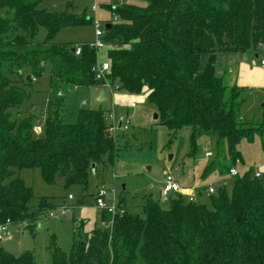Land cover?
Returning <instances> with one entry per match:
<instances>
[{
	"label": "trees",
	"instance_id": "trees-1",
	"mask_svg": "<svg viewBox=\"0 0 264 264\" xmlns=\"http://www.w3.org/2000/svg\"><path fill=\"white\" fill-rule=\"evenodd\" d=\"M143 1L144 6H106L119 20L105 27L103 39L116 47L107 48L110 70L97 79L94 47L53 42L62 28L92 24L85 11H49L40 0H0V223L32 230L31 223L55 206L41 196L30 207L33 189L13 176L15 169L37 167L47 184L86 189L90 175H100L99 168L119 156L102 110L81 108L74 123L63 122L58 111L43 121L34 113L12 119L10 109L27 95L7 74L26 83L24 71L31 80L47 69L51 80L74 86H103L107 80L131 93L146 86L172 137L191 128L190 154L201 135L215 140L217 154L202 176H219L213 193L201 187L193 200L173 193L165 198L167 208L145 195L141 213H133L124 197L116 198L114 214L101 210L107 226L76 228L69 252L51 242L49 264H264V173L256 177L244 168L229 174L242 161L239 140L264 135V108L258 122L243 121L245 88L215 74L220 52L262 53L257 46H264V0ZM40 28L45 36L38 41ZM77 44L79 54L71 51ZM202 54L208 58L201 67ZM36 125L41 135L34 133ZM100 184L91 193L94 202ZM0 264L36 263L31 251L15 255L0 246Z\"/></svg>",
	"mask_w": 264,
	"mask_h": 264
},
{
	"label": "rangeland",
	"instance_id": "rangeland-1",
	"mask_svg": "<svg viewBox=\"0 0 264 264\" xmlns=\"http://www.w3.org/2000/svg\"><path fill=\"white\" fill-rule=\"evenodd\" d=\"M116 3H134L140 6L146 4L143 0H40L39 6L49 11H61L66 7L75 13L85 11L92 19H98L100 28L105 31L106 23H115L119 20L107 8V5ZM94 4L95 11L92 10ZM44 36L45 30L40 28L36 40L41 41ZM94 39V28L90 23L60 29L55 34L53 42L89 43ZM104 42L108 45L106 40ZM239 53H247L248 60L253 61L250 70L240 73V80L244 82L245 88L241 116L246 123L254 124L261 119L263 109L261 104L264 101V72L252 52ZM103 60H107L106 47L97 53V61ZM24 72L27 76L28 73ZM7 76L27 95L19 108L10 109L12 119L34 113L36 121H43L58 111L63 122L74 123L81 108L99 109L105 116L107 112L112 111L117 119L120 116L129 119L127 130L117 129L112 133L120 147L117 160L103 169L100 167V175H90L89 186L86 189L80 184H70L67 187L62 184H47L41 178L37 167L15 169L13 176L21 178L33 189L34 196L30 201V207L37 205L39 197L47 196L55 205L48 212L55 215L50 216L48 213L41 215L31 223L32 230L23 229V225L7 224V233L0 240V246L13 254L19 255L28 250L33 252L36 264H49L48 247L51 242L69 252L76 228L89 231L98 223L101 225L102 211L95 205L91 195L97 181L103 182L107 189V203L113 197H124L126 206L133 213H141L145 195L158 200L163 208L169 206V201L163 200L165 198L161 197L157 190L159 180L167 171L177 176L186 186L191 187L202 182L218 184L219 176L216 171L205 178L202 176L204 166L217 154L215 140L208 135H201L196 141L195 152L190 154L191 128L183 127L172 137L168 128L158 119H154L153 114L156 110L148 99L146 86L138 93L117 88L114 82L103 86H74L51 80L47 69L26 83L20 82L16 74ZM224 80L227 82L226 74ZM101 92L104 93L102 99L99 98ZM111 94H115L114 105L111 102ZM133 101L136 106L129 108ZM236 148L242 161L238 159L233 164L234 168L239 171L251 168L253 172L264 173V135H254L251 140L241 138ZM208 150L212 152V156L205 157L204 151ZM69 194L73 195L72 199L68 198Z\"/></svg>",
	"mask_w": 264,
	"mask_h": 264
},
{
	"label": "built area",
	"instance_id": "built-area-1",
	"mask_svg": "<svg viewBox=\"0 0 264 264\" xmlns=\"http://www.w3.org/2000/svg\"><path fill=\"white\" fill-rule=\"evenodd\" d=\"M92 10H96V4L93 5ZM92 26L94 28V35H95V39L91 42H89V45L94 47L97 50V53L99 50L103 49L104 47H106V49L108 47H116V45H106V43L103 40V36L105 34V31L102 30L100 28V21L98 19H92ZM257 49L262 51L261 54L258 55V60L259 63L261 65L262 68H264V46H262L261 44H259L257 46ZM74 51L76 54H79L81 51V45L77 44L74 47ZM110 70V65H109V61L107 60H103V61H97L95 66L92 68V71L95 74V77L97 79H105V74L108 73ZM110 82L105 80V85H109ZM116 87L118 88V84H116ZM135 103H131V106H134ZM105 116V115H104ZM105 119L107 121L108 124V128L110 130L111 133L115 132L118 128H117V121L114 119L113 113L112 111L107 112V115L105 116ZM129 128V119L127 117L122 118L121 119V130H127ZM34 132L36 134H40L41 133V126L40 125H36L33 128ZM204 156L205 157H210L212 156V152L211 151H204ZM238 173V170L236 168H231L229 174L231 176L236 175ZM262 172L260 171H255L254 172V176L256 177H261ZM201 187H204L205 192L207 194H211L215 191V186L214 183L210 182V183H206L204 185H195L189 188H183L180 183L178 182V180L176 179V177L169 171L165 172L163 175L162 180L160 181L159 184V193L161 195V197L166 198L169 195L173 194V193H180L183 194L185 196H187L190 200H193L195 198V194L197 192L198 189H200ZM106 195H107V189L105 188L104 184H100L95 192V205L101 209V210H106L108 213L110 214H114L116 211V197H113L111 199V201L109 203L106 202ZM69 199L73 198L72 194L68 195ZM65 210V206L63 207V211ZM62 211V212H63ZM50 216H54L55 214L53 212H49ZM11 223L9 220H6L3 223H0V240H2L4 238V236L7 233V224ZM100 224L103 226H107L108 223H105V221H100ZM17 226H22L21 224H18Z\"/></svg>",
	"mask_w": 264,
	"mask_h": 264
},
{
	"label": "crops",
	"instance_id": "crops-1",
	"mask_svg": "<svg viewBox=\"0 0 264 264\" xmlns=\"http://www.w3.org/2000/svg\"><path fill=\"white\" fill-rule=\"evenodd\" d=\"M253 56L258 60V58L255 56V54H253ZM207 58H208L207 54H202L200 56V66L201 67L205 64V62L207 61ZM99 59H100V57H98V60ZM249 62L250 61L248 60L247 53L240 54L239 52H220L216 55V59H215V74L218 76H223V78H224V75L226 74L227 75V80H226L227 82L226 83L229 86L237 85V86L243 87L244 82H241V80H240V77H241L240 73H242L243 71L247 72L248 70H250V67H251L250 65L253 63V61H251L250 64H249ZM260 68L264 72V68H262V67H260ZM111 102H112V105L115 104V94H111ZM131 103L129 105V108H134L136 106V103L133 101V103H135L134 106H131ZM122 118L123 117L120 116V118L117 119L114 116V119L117 120V124H118V121ZM157 119H158V117H157ZM262 174H263V172H262ZM175 177L183 188H189L190 187V186L183 185L180 182L179 178L177 176H175ZM162 178L159 180L158 185L160 184V181L162 180ZM218 180H219V178H218ZM99 183H103V182L97 181L94 186L96 187ZM203 183H206V182H202V184ZM208 183H210V182H208ZM195 185H200V184H195ZM157 187H158L157 190L159 192V186H157ZM163 200H165V199H163Z\"/></svg>",
	"mask_w": 264,
	"mask_h": 264
},
{
	"label": "water",
	"instance_id": "water-1",
	"mask_svg": "<svg viewBox=\"0 0 264 264\" xmlns=\"http://www.w3.org/2000/svg\"><path fill=\"white\" fill-rule=\"evenodd\" d=\"M109 26H110V23H106V24H105V27H106V28H108ZM71 51H74V47L71 48ZM255 56L258 57V54H255ZM26 79H27V80L30 79V75H29V74L26 76ZM103 97H104V93L101 92L100 95H99V98L102 99ZM261 107L264 108V101H263V103L261 104ZM33 112H35V109H33ZM153 117H154V119H157L158 114L155 112V113L153 114ZM117 128H118V129H121V119L118 121ZM92 168L94 169V164L92 165Z\"/></svg>",
	"mask_w": 264,
	"mask_h": 264
}]
</instances>
